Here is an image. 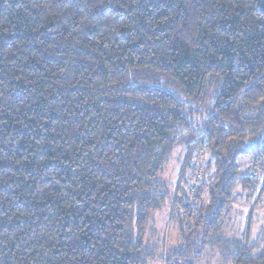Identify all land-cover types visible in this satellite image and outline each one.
<instances>
[{
	"label": "trees",
	"instance_id": "trees-1",
	"mask_svg": "<svg viewBox=\"0 0 264 264\" xmlns=\"http://www.w3.org/2000/svg\"><path fill=\"white\" fill-rule=\"evenodd\" d=\"M183 143L193 197L161 179ZM262 145L264 0H0V264H146L169 202V261L264 264L223 224Z\"/></svg>",
	"mask_w": 264,
	"mask_h": 264
},
{
	"label": "rangeland",
	"instance_id": "rangeland-1",
	"mask_svg": "<svg viewBox=\"0 0 264 264\" xmlns=\"http://www.w3.org/2000/svg\"><path fill=\"white\" fill-rule=\"evenodd\" d=\"M196 122L198 123V121ZM195 128H197V125L193 126L191 132H193ZM190 133L187 136H189ZM195 136L196 138H199L200 131L197 130ZM186 152V144L183 143L178 145L166 164L161 176V179L165 182L168 189L170 190L171 195H174L175 193L177 184L181 179V173L183 176L182 180L187 181V184H183L184 187L182 188L187 190L188 196L193 197L196 194H199L198 188L202 182L203 168L201 169L200 166L194 167L193 165L191 166L193 167V170L188 168L186 169V166H190V164H188L190 161L188 158H186ZM194 157L202 158L203 162L207 159V157L203 156L199 152H194ZM239 162H241V170H243V172L239 175L238 180L240 178L246 177L253 180L255 179L256 181L253 183L251 181V185L249 184L250 187L247 188L246 191L242 189L240 182H237L233 191L234 195L236 196L234 198L233 206L223 221L224 235L226 238L243 242L245 240H249L247 234H250L249 241H254L257 244L258 249H263L264 167L262 165H257L255 169H253L252 157L245 159L240 158ZM250 167L252 168L248 172L247 169ZM253 173L255 176H253ZM205 191L206 190L204 188L203 192ZM206 195L207 192L204 193V196L201 194V197H203V202L207 201ZM190 201H188V203ZM174 208V211H176L179 207L176 206ZM172 211L171 203L169 202L165 204L163 208L159 212L155 213L150 219L147 229L150 238H147V243L151 246H156L154 250H158V253L156 259L148 261L146 264H175L177 261L176 259L171 261L167 259L168 251L176 247L180 242L179 226L177 224V220L181 218L180 215L178 216L179 218L172 217ZM201 254L202 256L197 258L198 260L196 264H226L222 254L217 249H206ZM178 264H181V262Z\"/></svg>",
	"mask_w": 264,
	"mask_h": 264
},
{
	"label": "built area",
	"instance_id": "built-area-1",
	"mask_svg": "<svg viewBox=\"0 0 264 264\" xmlns=\"http://www.w3.org/2000/svg\"><path fill=\"white\" fill-rule=\"evenodd\" d=\"M264 145L260 147L254 154H253V161L258 165L260 162H262L264 159ZM253 176L254 173H253Z\"/></svg>",
	"mask_w": 264,
	"mask_h": 264
},
{
	"label": "bare ground",
	"instance_id": "bare-ground-1",
	"mask_svg": "<svg viewBox=\"0 0 264 264\" xmlns=\"http://www.w3.org/2000/svg\"><path fill=\"white\" fill-rule=\"evenodd\" d=\"M256 164V163H255ZM261 164V162L258 164V166ZM256 166H257V164H256Z\"/></svg>",
	"mask_w": 264,
	"mask_h": 264
}]
</instances>
